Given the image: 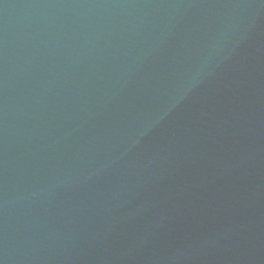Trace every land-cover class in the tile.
<instances>
[{
	"label": "water",
	"instance_id": "95a60500",
	"mask_svg": "<svg viewBox=\"0 0 264 264\" xmlns=\"http://www.w3.org/2000/svg\"><path fill=\"white\" fill-rule=\"evenodd\" d=\"M0 264H264V0H0Z\"/></svg>",
	"mask_w": 264,
	"mask_h": 264
}]
</instances>
